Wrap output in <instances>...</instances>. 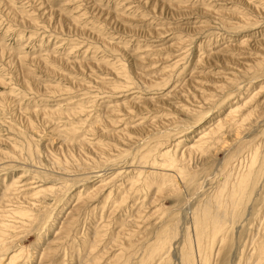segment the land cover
Listing matches in <instances>:
<instances>
[{
	"label": "rangeland",
	"instance_id": "1",
	"mask_svg": "<svg viewBox=\"0 0 264 264\" xmlns=\"http://www.w3.org/2000/svg\"><path fill=\"white\" fill-rule=\"evenodd\" d=\"M0 228L14 264H264V0H0Z\"/></svg>",
	"mask_w": 264,
	"mask_h": 264
},
{
	"label": "bare ground",
	"instance_id": "2",
	"mask_svg": "<svg viewBox=\"0 0 264 264\" xmlns=\"http://www.w3.org/2000/svg\"><path fill=\"white\" fill-rule=\"evenodd\" d=\"M164 153L166 154V152H164ZM164 163L167 166H169L170 168L175 167V164L173 163L172 160L166 159V161ZM250 171H251V169L249 170V172ZM249 172L239 174V175L237 174L238 176L235 179L234 183H232V184L229 183L230 188L228 189V192L226 195H224L225 192H219L215 195L216 197L213 199V200H215V201H213V202H215L214 203L215 210H213V212H211L212 209H210L213 206L210 207L208 205L204 209H200L193 214V216H194L193 219H194V224H195L194 226H195L196 231H197V234L195 233L196 236L198 234L203 233L205 231L204 229L209 224H210V231L212 230L211 234L217 235L218 233L223 231V226L225 227V222L227 221V220L225 221L224 219L225 218L228 219L227 216L226 217L224 216L226 214V211H227L226 209L230 206L229 207L230 213L235 214L236 213L235 210L237 209L238 205L243 201L242 198H244L245 193L247 192V189H249V184H248V179L250 177ZM182 173H183V176L185 177L186 181L189 183H192V180H194V175L192 173L191 174H187L184 172H182ZM234 177H236V176H234ZM225 184H226V182H225ZM225 184L223 183V185H225ZM224 188H226V185ZM40 192H41V190H40ZM228 213L229 212H227V214ZM228 216H229V214H228ZM232 216H234V215H232ZM231 219L232 218L230 217V220ZM234 219H235V217H234ZM0 229H1V231H0V251L3 252V257H7L6 259L8 260V264H14L15 260H17V254L15 253L16 251L11 252V253H7L8 252L7 246L8 245H7L6 239L4 238L3 233H2L3 228H0ZM166 239H167V237H163V239L161 241L157 242V244H155V246H153V248L151 249L149 255H150V257H152L153 261L155 260V257H157L158 254H160V255L156 258V260H158V258H161L160 256H162L164 254L163 252L167 251V249H164L166 247V245L164 244V243H166L165 241H167ZM186 240H187L186 243L184 240V244L182 245L180 255H179L181 264H208V260H207L208 258H206L207 256H205L206 254H208V252L207 253L203 252V250H202V252L200 251V245L198 246V244H200L199 243L200 241L198 242L197 237H196V242H195V244L197 246V250H195L196 248H194V245L192 246L193 243H192L191 237L189 239V236H188V238ZM256 244L257 245L255 246V249H254L255 252L259 255V257L264 256V244L261 241L256 243ZM253 254H254V252H253Z\"/></svg>",
	"mask_w": 264,
	"mask_h": 264
}]
</instances>
